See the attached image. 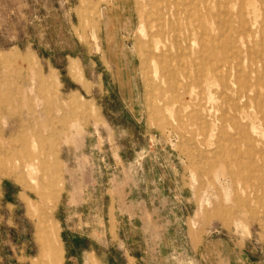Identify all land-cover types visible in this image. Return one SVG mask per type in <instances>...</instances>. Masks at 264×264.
<instances>
[{
  "label": "rangeland",
  "instance_id": "374dc122",
  "mask_svg": "<svg viewBox=\"0 0 264 264\" xmlns=\"http://www.w3.org/2000/svg\"><path fill=\"white\" fill-rule=\"evenodd\" d=\"M143 9L0 0V264H264V0Z\"/></svg>",
  "mask_w": 264,
  "mask_h": 264
},
{
  "label": "bare ground",
  "instance_id": "6f19581e",
  "mask_svg": "<svg viewBox=\"0 0 264 264\" xmlns=\"http://www.w3.org/2000/svg\"><path fill=\"white\" fill-rule=\"evenodd\" d=\"M190 2V0H188ZM187 3V2H186ZM259 3V2H258ZM198 4V3H197ZM181 5H184L183 2ZM227 5V4H226ZM143 6H144V24L147 27V39L149 42V45L151 46L152 43L157 44L156 45V49H151V60L154 62L155 64V72L160 73V76L163 77L162 80L165 81V83L167 84V87L169 88L168 90H170L172 93L176 94L179 85H180V81H179V76L176 73L177 70H172V63H174V61H176L175 56L171 55V70L169 69V65L166 62V60L168 61L170 59V56H166L168 54V51L171 47V45L173 44V42L176 40V36H177V32L176 30L173 28L174 24V18H175V12L173 10H171V0H143ZM205 6V5H204ZM195 8V7H194ZM190 9V7H189ZM263 9V8H262ZM184 10V9H183ZM245 11V10H244ZM223 12V11H222ZM243 12V11H242ZM227 14V13H226ZM217 15V14H216ZM213 16V15H212ZM218 16V15H217ZM225 16V15H224ZM264 16V15H263ZM198 17V16H197ZM201 17V16H200ZM219 17V16H218ZM238 17V16H237ZM190 19V18H189ZM194 18H192L193 20ZM222 19V18H221ZM228 19V18H227ZM234 20V19H233ZM178 21V20H177ZM199 21V19H198ZM196 21V22H198ZM202 21V20H201ZM264 21V20H263ZM184 22V21H183ZM200 23V22H199ZM198 23V24H199ZM209 23V22H208ZM212 23V22H211ZM177 24V23H176ZM213 24V23H212ZM187 25V24H186ZM189 25V24H188ZM187 25V26H188ZM224 25V24H223ZM202 26V25H200ZM141 27V26H140ZM195 27V26H194ZM223 27V26H222ZM181 28V27H180ZM224 28V27H223ZM258 28V27H257ZM204 29H206L204 27ZM227 29V28H226ZM190 30V29H189ZM220 30V29H219ZM188 31V30H187ZM205 31V30H204ZM203 31V32H204ZM186 32V31H185ZM230 32V31H229ZM208 33V32H207ZM193 34V33H192ZM206 34V33H205ZM204 34V35H205ZM201 35V33H200ZM199 35V36H200ZM193 36V35H192ZM213 36V35H212ZM211 36V38H212ZM218 36V35H217ZM221 36V35H220ZM219 36V37H220ZM207 37V36H206ZM218 37V38H219ZM230 37V36H229ZM239 37V36H238ZM200 38V37H199ZM210 38V39H211ZM240 38V37H239ZM246 38V37H245ZM225 40V38H224ZM223 40V43H225ZM227 40V39H226ZM245 40V39H244ZM217 41V39H216ZM199 42V41H198ZM176 43V42H175ZM221 44V43H220ZM176 45V44H175ZM212 45V42H211ZM222 45V44H221ZM177 46V45H176ZM219 46V45H218ZM225 46V45H224ZM249 47V46H248ZM247 47V49H248ZM225 48V47H224ZM250 48V47H249ZM264 48V47H263ZM177 49V47H176ZM228 49V48H227ZM262 49V48H261ZM231 50V49H230ZM225 51V50H224ZM226 52V51H225ZM231 52V51H230ZM249 52V51H248ZM251 52V51H250ZM256 52V51H254ZM203 53V51H202ZM210 53V57H214L216 56L215 51L212 49V51H209ZM208 53V54H209ZM149 54V53H148ZM207 54V55H208ZM224 54V53H223ZM180 55V54H179ZM252 55V54H251ZM181 56V55H180ZM204 57H206L204 55ZM264 57V55H263ZM224 58V57H223ZM150 59V58H149ZM186 59V57H185ZM213 64L211 65V68L208 71H205V69L201 70L200 72L198 71L197 73L194 72V75H187L186 73H184L181 76H184V78H186V82L183 81L182 85H184V88L186 87H190V86H196L200 83L201 81V76L203 72H207V73H216V71L219 69L220 64L222 65V62L220 63L217 59V57L213 58ZM179 61V60H177ZM212 61V60H211ZM223 61V60H221ZM146 62V61H145ZM180 62V61H179ZM176 62V63H179ZM204 62V61H203ZM192 63V62H191ZM211 63V62H210ZM208 63V64H210ZM197 63H195L196 65ZM202 64V63H200ZM199 64V66H201ZM227 64V63H226ZM194 65V64H193ZM205 66V65H204ZM202 68V67H201ZM242 68V67H241ZM185 69V67H184ZM187 69V68H186ZM190 70V69H189ZM195 70V68H194ZM257 71V70H256ZM222 73V71H221ZM180 74V73H179ZM221 75V74H220ZM258 76V75H257ZM246 78V77H245ZM250 79V78H249ZM258 79V78H257ZM260 79V78H259ZM252 81V79H251ZM208 85V84H207ZM238 85V84H237ZM234 86V85H233ZM256 86V84H255ZM257 86H260L257 84ZM256 86V87H257ZM235 87V86H234ZM198 88V87H197ZM202 90V89H201ZM201 90L199 92H201ZM258 89H256L257 92ZM185 93V92H184ZM200 94V93H198ZM180 96V94H178ZM178 96V97H179ZM182 96V95H181ZM190 96V95H189ZM175 97H177L175 95ZM185 97V96H184ZM179 99V98H178ZM203 99V98H202ZM195 100V99H194ZM246 102V101H245ZM198 106V103H197ZM193 108V107H192ZM173 109V108H172ZM196 109V108H195ZM197 111V109H196ZM188 113V112H187ZM191 114V113H190ZM198 114V113H197ZM196 114V115H197ZM263 114V113H262ZM191 117V116H190ZM262 117V116H261ZM196 118V117H195ZM200 122V121H199ZM204 128V127H203ZM247 144V142H246ZM25 147V144H23ZM241 146V145H240ZM248 146V145H247ZM23 147V148H24ZM27 148V147H26ZM18 150V149H16ZM24 150V149H23ZM19 151V150H18ZM29 151V150H28ZM17 152V151H16ZM259 152V151H258ZM18 153V152H17ZM261 154V152H260ZM264 156V153H263ZM259 171V170H258ZM53 232H55V229L53 230ZM48 248L51 249V251L54 253L55 252V248L51 247V241L48 244Z\"/></svg>",
  "mask_w": 264,
  "mask_h": 264
}]
</instances>
